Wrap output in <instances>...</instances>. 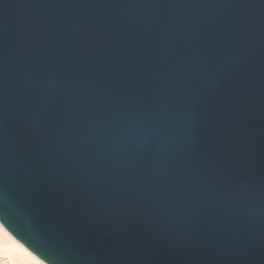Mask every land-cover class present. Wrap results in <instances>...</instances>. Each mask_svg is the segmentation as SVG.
Listing matches in <instances>:
<instances>
[{
  "label": "water",
  "instance_id": "95a60500",
  "mask_svg": "<svg viewBox=\"0 0 264 264\" xmlns=\"http://www.w3.org/2000/svg\"><path fill=\"white\" fill-rule=\"evenodd\" d=\"M0 217L50 264H264V0H0Z\"/></svg>",
  "mask_w": 264,
  "mask_h": 264
},
{
  "label": "bare ground",
  "instance_id": "6f19581e",
  "mask_svg": "<svg viewBox=\"0 0 264 264\" xmlns=\"http://www.w3.org/2000/svg\"><path fill=\"white\" fill-rule=\"evenodd\" d=\"M0 239L9 245L8 254L4 257L9 264L12 261H15V264H50L17 238L5 225L0 228Z\"/></svg>",
  "mask_w": 264,
  "mask_h": 264
},
{
  "label": "snow or ice",
  "instance_id": "6c2138e0",
  "mask_svg": "<svg viewBox=\"0 0 264 264\" xmlns=\"http://www.w3.org/2000/svg\"><path fill=\"white\" fill-rule=\"evenodd\" d=\"M5 218L0 217V228L4 227ZM11 239V236H9ZM9 245H7L2 239H0V264H9L8 260L4 257L8 254ZM11 264H15V261H12Z\"/></svg>",
  "mask_w": 264,
  "mask_h": 264
}]
</instances>
